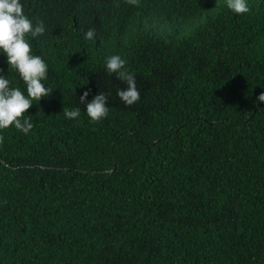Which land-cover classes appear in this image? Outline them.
I'll use <instances>...</instances> for the list:
<instances>
[{"label":"trees","instance_id":"trees-1","mask_svg":"<svg viewBox=\"0 0 264 264\" xmlns=\"http://www.w3.org/2000/svg\"><path fill=\"white\" fill-rule=\"evenodd\" d=\"M23 4L54 89L29 134L0 131V264H264V0L243 15L226 0ZM116 53L131 106L103 67ZM0 70L22 86L3 55ZM89 89L110 93L102 121L79 103Z\"/></svg>","mask_w":264,"mask_h":264},{"label":"clouds","instance_id":"clouds-1","mask_svg":"<svg viewBox=\"0 0 264 264\" xmlns=\"http://www.w3.org/2000/svg\"><path fill=\"white\" fill-rule=\"evenodd\" d=\"M130 5L138 6L139 0H127ZM226 7L236 15L250 12L248 0H226ZM166 32V30H163ZM45 33L43 22L34 23L25 13L23 0H0V55L6 57L9 72L14 71L22 86H17L10 75L0 70V131L14 127L24 135L34 128L28 109L41 98L48 97L53 87L46 84L49 64L42 55L33 49V39ZM85 40H94L96 32L89 29L84 33ZM103 67L109 75L124 82L126 87L117 89V96L127 106L140 99L136 75L129 69L128 61L121 54L106 56ZM91 90H84L79 103L85 105L84 112L92 122L102 121L110 112L108 99L110 93L99 91L89 101ZM257 103H264V92L257 97ZM63 117L79 121L81 108H63ZM3 136H0V141Z\"/></svg>","mask_w":264,"mask_h":264},{"label":"rangeland","instance_id":"rangeland-1","mask_svg":"<svg viewBox=\"0 0 264 264\" xmlns=\"http://www.w3.org/2000/svg\"><path fill=\"white\" fill-rule=\"evenodd\" d=\"M198 21V20H197Z\"/></svg>","mask_w":264,"mask_h":264}]
</instances>
